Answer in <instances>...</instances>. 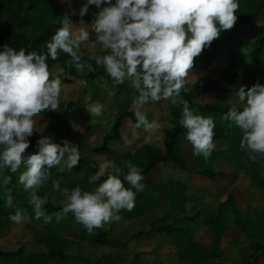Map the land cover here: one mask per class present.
<instances>
[{
    "label": "clouds",
    "instance_id": "obj_1",
    "mask_svg": "<svg viewBox=\"0 0 264 264\" xmlns=\"http://www.w3.org/2000/svg\"><path fill=\"white\" fill-rule=\"evenodd\" d=\"M93 5L98 11L89 26L81 20L77 28L72 19L75 13H66L46 51L23 47L17 50L8 44L0 50V172L7 168L16 173L23 165L18 182L25 190L39 189L54 166L61 171L71 170L80 162L78 145L68 139L58 143L51 136L38 139L36 151L24 155L34 132L33 118L60 107L61 80L50 72L48 61H55L61 52L70 57L66 63L81 73L95 72L94 65L102 66L114 85L129 82L137 93L131 103L136 118L134 128L143 130L145 143L161 127L157 119L148 118L145 105L170 101L173 105L182 104L179 123L186 129L184 138L192 145L194 155L208 158L215 147L214 116L201 115L190 108L187 100L178 98L182 90L188 91L186 78L195 58L222 31L233 28L240 0H85L79 16H86ZM97 46L101 54L84 51ZM235 96L240 106L234 103L222 119L228 128L241 130L240 148L255 161L264 156V84L257 82L247 90L240 86ZM86 108L93 120L104 112L99 101ZM121 139L125 145L133 142L124 133ZM124 165L127 171L109 159L93 164L97 171L88 177V184L94 185L92 190H83L79 185L71 190L61 189L60 181L52 180L53 190L64 197L62 209L52 215L44 210L45 199L33 191L29 203L34 218L51 223L54 215L60 222L72 213L89 232L118 221L120 210L131 211L136 194L145 188L143 170L131 160ZM104 177L107 178L102 180ZM9 179L5 177L3 182ZM26 218L27 210L17 209L9 214L15 224Z\"/></svg>",
    "mask_w": 264,
    "mask_h": 264
},
{
    "label": "rangeland",
    "instance_id": "obj_2",
    "mask_svg": "<svg viewBox=\"0 0 264 264\" xmlns=\"http://www.w3.org/2000/svg\"><path fill=\"white\" fill-rule=\"evenodd\" d=\"M14 1L24 9L33 0ZM84 2L85 0H46L43 6L51 12L75 13L73 16H76L79 15V9ZM263 3L264 0H241L240 9L253 13ZM90 7L98 11L96 6ZM83 22L86 26L92 23ZM80 23H76L77 28L80 27ZM255 26H264V10L256 19L247 20L239 27L237 20L232 29L222 31L211 46L205 48L201 55L195 58L194 63L200 64L201 67L190 70L185 85L188 91H191L198 82L207 84L217 81L220 82L221 89L229 91L209 92L196 100L197 104L231 107L235 103L240 106L238 97L235 96L238 87L246 86L247 90V87L257 82L264 84V58L255 60L248 56L250 49L248 44L255 41L253 30ZM94 35L93 33L91 38H94ZM84 51L101 54L99 46L95 50ZM64 54L61 52L58 56L63 59ZM94 67L95 72L104 70L102 66ZM52 72L61 80L62 85L60 107L54 112L65 113L63 119L66 130L62 131L59 124L46 119L40 113L33 118L34 132L54 137L58 143L62 139L72 141L80 148V160L95 165L109 159L120 167L126 155L136 154L145 145L164 148V132L172 128L170 101L150 102L144 107L148 118L157 119L161 124V127L152 134L150 142L145 143L143 130L135 129V122L126 119L121 133L127 134L133 142L130 145H125L123 140L111 142L109 147L113 154H100L95 150L103 144L118 116L124 112L134 114L131 103L133 96L137 94L136 90L129 87L128 81L118 86L102 77L98 80L80 79L73 76L71 70L63 63L55 64ZM97 101L104 105V112L101 117L93 120L86 105ZM214 144L213 151L222 153L219 159L212 160L210 164L213 172L221 174L214 181L207 180L199 174L201 171L199 156L194 155L191 144L182 139L178 148L185 160L187 171H181L174 163L153 169L144 177V190L136 194V196L147 194L158 200L164 194L163 189L170 180L186 183L188 187L186 195L194 197V201L187 205L186 214L173 209L166 202L149 206L140 215L130 218L120 211L118 221L102 227L108 231V238L114 243L103 246L94 245L89 238L98 233L99 228L93 229L92 232L87 231L76 221L73 214V224L70 225V220L66 221L65 228L56 235L34 223L27 214V218L21 224H15L8 219L0 225V251L9 253L24 251L26 254L61 252L66 256L61 260H51L47 264H244L256 252L253 239L233 224L217 243L214 229L205 224L204 219L206 216L216 215L221 204L233 195L235 206L245 216L264 220V180L258 185H253L251 179L238 165L240 161L238 150L226 141H214ZM135 156L138 157V154ZM63 171L71 180L83 176L74 168L71 170L65 168ZM63 188L68 187L61 185V189ZM35 192L41 195L40 191ZM63 199L61 192L55 190L50 197V201L59 207H63ZM25 205L30 206L29 199L25 200ZM184 215L198 217V220L194 223L188 221L181 223ZM177 223H181L179 225L181 228L189 227L191 235L184 232L169 234L154 232V229L172 227ZM0 264L7 263L0 261ZM256 264H264V257Z\"/></svg>",
    "mask_w": 264,
    "mask_h": 264
},
{
    "label": "trees",
    "instance_id": "obj_3",
    "mask_svg": "<svg viewBox=\"0 0 264 264\" xmlns=\"http://www.w3.org/2000/svg\"><path fill=\"white\" fill-rule=\"evenodd\" d=\"M44 2H46V0H33L28 7L23 9L18 6L14 0H0V50L3 49L5 44H8L17 50L23 47L28 51H46L48 41L60 27L59 21L65 14L46 10L43 6ZM263 10L264 3L258 6L253 13L239 8L236 13L238 17V27L247 20L256 19ZM96 12L97 11L92 10L90 7L89 13L86 16L81 18L79 15H76L72 16V19L75 24L81 22V20L92 22ZM253 30L255 33V41L248 44V47L250 48L248 49V56L253 57L255 60H260L261 58H264V26H255ZM69 59V56L64 54L63 59L60 56H57L55 61L49 60L48 64L50 72L53 73L52 69L55 64L63 63L69 70H71L75 77L92 80H98L102 77L113 83L104 70L101 72H88L86 70L81 73L77 71L74 66H70L66 63ZM200 67V64L194 63L192 69H198ZM225 74L222 75V78L225 77ZM212 91L223 93L229 92L228 90L220 88L219 81L207 84L198 82L194 85L191 91L184 92L182 90L180 99L187 100L190 108L194 111L214 116L216 123L214 141H226L235 147L240 154V161L238 163L239 167L248 175L253 185L260 184L264 180V156H258V158L253 161L249 159L248 152L240 148V140L242 136L241 130L235 126L231 129L228 128L227 122L222 119L223 115L230 107L217 105L202 106L196 103V100ZM169 107L172 116V128L165 130L164 132V148L160 149L151 145H145L141 150L142 155H144L145 158L141 156L137 158L126 157L121 162L120 168L127 171L124 162L131 160L143 170L142 174L144 177L153 169L170 163H174L182 171H187L185 160L181 156L178 148L179 141L185 139L184 134L186 132V129L182 128L179 123L182 104L173 105L170 102ZM42 114L46 119L55 121V124H59L62 131L66 130V123L63 119L65 113L57 114L54 111H46L42 112ZM126 119H131L135 122L136 118L131 112H124L118 116L111 132L104 138L103 144L98 147L95 152L100 154H113L109 145L111 142H119L122 140L121 128ZM32 137L33 139H29L31 143L30 147L25 151V156L36 151V141L42 138L43 135L33 132ZM221 155L222 153L212 150V153L208 158H205L203 155L199 156L201 162V171L199 174L203 178L214 181L217 176L221 175L213 172L210 165L212 160L219 159ZM93 164L94 163L80 160L79 164L74 167V169L76 172L83 174V176L75 180H71L68 175L59 168L53 167L49 170L50 175L48 180L45 181L39 189L28 190H25L23 185L18 182L19 174L24 170L23 165L16 173L10 172L7 168L4 169L3 172H0V225L9 219L10 213L14 214L17 209L27 210V214L30 216L31 220L34 223L41 225L50 234L56 235L59 233V231L65 228L64 224L68 220H70V225H72L74 222L72 213H68L62 220H60V222L56 221L54 215L51 223H44L42 218L36 220L34 218L35 214L32 206L25 205V200L30 199L33 191H40L41 195L39 194V196L46 201L43 206L46 214L52 215L53 213L60 211L62 207L56 206L50 201L51 194L54 191L52 188V180H59L61 185L68 187L70 190L78 185L83 190H92L94 185L88 184V177L95 174L97 171V168L92 167ZM5 177H10L7 183L3 182ZM106 178L107 177H104L102 180ZM121 179L123 180V177H121ZM125 186L130 187L127 183H125ZM187 189L188 187L186 183L170 180L163 189L164 194L158 200L147 194L138 195L135 199V206L131 211H125L124 209L120 211L128 217H132L143 213L149 206H152L159 201L167 200L173 208L180 210L182 214H186L187 205L194 201L193 196L189 197L186 195ZM148 201H152V203L147 204L146 202ZM256 216L259 218L258 215ZM197 220L198 217L184 215L181 219V223L185 221L194 223ZM181 223H177L172 227L154 229V232H166L167 234L171 232H184L191 234L192 231L189 232V227L181 228L179 226ZM204 223L210 225L214 229L217 243L220 242L223 233L233 224L237 225L245 235L253 239L256 252L244 264H256L264 257V220H257L245 216V214L235 206V197L233 195H230L227 201L221 204L219 212L216 215L206 216ZM103 237L107 238L103 239ZM89 238L94 245L103 246L114 244L111 239L108 238L106 230L101 228H99L98 233ZM63 258H66V256H63L61 252H52L51 254H26L24 251L16 253L0 251V261L7 264H47L51 260H61Z\"/></svg>",
    "mask_w": 264,
    "mask_h": 264
},
{
    "label": "crops",
    "instance_id": "obj_4",
    "mask_svg": "<svg viewBox=\"0 0 264 264\" xmlns=\"http://www.w3.org/2000/svg\"><path fill=\"white\" fill-rule=\"evenodd\" d=\"M168 130V129H167ZM182 140V139H181ZM183 140H185V139H183ZM180 142V141H179ZM151 146H153V145H151ZM144 147V146H143ZM142 147V148H143ZM155 147V146H154ZM142 148H140V150L136 153V154H132V153H130V154H128V155H126V157H133V158H137V156H135V155H137L138 154V157H143V158H145V156L144 155H142V152H141V150H142ZM158 148V147H157ZM160 149H162V148H160ZM125 157V158H126ZM182 171V170H181ZM161 202H166L167 203V205L168 206H170V207H172L169 203H168V201L167 200H162V201H159L158 203H161ZM173 208V207H172ZM173 209H175V208H173ZM124 214V213H123ZM125 215V214H124ZM140 215V214H139ZM126 216V215H125ZM128 217V216H127ZM130 218V217H129ZM208 225V224H207ZM208 226H210V225H208ZM102 229V228H101ZM105 230V229H104ZM107 233H108V231H106ZM177 233V232H176ZM192 233V232H191ZM189 235H191V234H189ZM111 241L113 242V240L111 239Z\"/></svg>",
    "mask_w": 264,
    "mask_h": 264
}]
</instances>
